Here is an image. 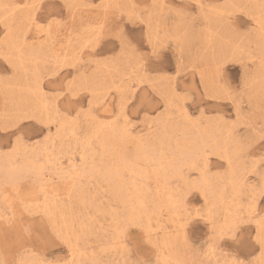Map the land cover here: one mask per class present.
<instances>
[{
	"label": "snow or ice",
	"instance_id": "snow-or-ice-1",
	"mask_svg": "<svg viewBox=\"0 0 264 264\" xmlns=\"http://www.w3.org/2000/svg\"><path fill=\"white\" fill-rule=\"evenodd\" d=\"M54 3L19 5L27 16L4 55L0 84L23 76L29 99L0 112V264H264V99L257 110L253 64L231 37L230 19L218 14L219 28L204 25L202 0H153L139 13L136 4L107 0L88 5L100 11L77 22L75 0H64L67 17ZM260 7L264 69V0ZM164 20L173 27L162 29ZM135 23L140 39L127 29ZM3 24L7 41L12 26ZM68 30L86 37L73 56L53 49L41 68L28 55ZM236 62L239 80L227 72ZM107 95L118 100L111 110ZM207 125L219 132L198 134ZM69 130L71 156L62 147ZM216 156L224 171L213 174ZM229 186L242 202L222 214ZM193 194L203 202L194 209ZM192 218L210 226L205 239L188 236ZM225 237L230 251L218 245ZM89 248L91 259L78 261ZM110 251L115 258H106Z\"/></svg>",
	"mask_w": 264,
	"mask_h": 264
},
{
	"label": "rangeland",
	"instance_id": "rangeland-1",
	"mask_svg": "<svg viewBox=\"0 0 264 264\" xmlns=\"http://www.w3.org/2000/svg\"><path fill=\"white\" fill-rule=\"evenodd\" d=\"M107 2V0H75V2L81 7L73 9V14L76 17L77 22L81 19V17L88 18L94 16L95 12L100 11L98 9H94L91 7H88V5L94 4V3H101V2ZM120 3H125L127 5L136 4L139 7L137 8V12L143 11L145 6L148 4H151L153 0H119ZM244 1V2H243ZM260 1V2H259ZM202 0V2L207 6L206 12H205V18L202 22L204 25H210L213 29L219 28V24L215 22V18L217 15L222 13L225 16V19H230L232 26H233V32L230 34L233 39L236 40L237 43L240 44L242 48L245 49L243 59L245 63H252L253 68L251 70V77H250V85L253 95V101L254 104L257 107V110H259V105L261 102V99H264V96H262V93H264V69L261 67V59H260V52H261V36L258 30V22L261 19V0ZM32 2V0H0V76H6L7 73L5 72V69L7 68V63L5 59L3 58L5 55V52H7L9 55H11V51L6 48V44L4 43L5 37H4V24L2 23L4 19H7L8 24L12 25L11 30L18 34L19 30L22 29V26L24 24V21L27 16V12H23L22 9H19V4H27ZM162 3H171L172 0H160ZM190 0H175V4H187ZM64 3V0H55V3L53 5V9L56 13L60 14L63 13L67 17L68 11L66 9L62 8V5ZM130 3V4H129ZM2 5V6H1ZM15 5V6H12ZM228 5H237V7H227L224 6ZM234 8V9H233ZM7 10V11H6ZM22 10V11H20ZM130 10V9H126ZM239 10V11H238ZM6 11V12H5ZM19 11V12H18ZM4 12V14H3ZM19 13V14H18ZM3 14V15H2ZM25 14V15H24ZM10 15V17H9ZM22 15V17H21ZM260 15V16H259ZM251 16V17H250ZM254 17V18H253ZM9 18V20H8ZM20 18V19H19ZM22 18V19H21ZM259 18V19H256ZM11 20V21H10ZM257 21V22H256ZM19 22V23H18ZM21 27V28H20ZM173 27L172 21L170 20H164L161 22V28L162 29H169ZM18 29V31H17ZM128 31H130L134 36H136L137 39L142 38L143 36V25L139 23L135 24H128L127 25ZM17 31V32H16ZM71 37L73 38L72 47L71 50L74 51L76 45L80 41L86 42V37L83 35L77 36L76 33L69 30ZM65 34V33H62ZM223 35V34H222ZM229 38L228 35H224L223 39L227 40ZM3 40V41H2ZM223 43V40H217L215 47L217 49L221 48V45ZM49 48H48V47ZM206 48L207 45H204ZM46 48V49H45ZM45 48L42 50L40 48V44L37 43L36 49L34 53H29L28 55L33 56L36 60H39L40 67L43 68L44 61L48 59V57L51 55L50 48L51 43L50 41L47 42ZM7 49V50H6ZM69 51L68 55L69 57L73 56L74 52ZM248 51H252L254 55L249 56ZM50 54H49V53ZM102 52L104 55H111V45L108 47L102 49ZM211 53H209L210 55ZM171 63L169 66H174L176 57L172 52L168 53ZM239 55V54H237ZM45 60H44V59ZM262 70V71H261ZM243 69L241 68V64L239 62L236 63H229L227 65V72L230 78L233 80H239L241 77ZM112 70L109 68H102L101 69V75L105 73H111ZM263 73V74H262ZM262 77V79H261ZM113 77L109 75V79L111 80ZM188 79L191 80V73H189ZM19 80V81H17ZM16 83V84H15ZM8 85V86H7ZM19 87V88H18ZM27 81L26 79L21 76L19 78L9 83L0 84V112H3L5 109H8L10 107L11 110L15 106L21 104L25 99L26 101L29 99L27 91ZM7 89V91H6ZM14 90V91H13ZM13 91V92H12ZM22 91V93H21ZM11 92V93H10ZM5 93V94H4ZM8 93V95H7ZM13 93V94H12ZM10 94V95H9ZM25 94V95H24ZM11 96V97H10ZM107 104L105 107H108L111 110V106L113 104H118V100L116 97L112 95H107ZM10 97V98H8ZM25 97V98H24ZM28 98V99H27ZM82 99V103L86 104V100ZM11 101V102H10ZM100 103H104V98L101 97ZM10 104V105H9ZM13 104V105H12ZM245 104H247V97L245 98ZM9 105V106H8ZM229 107H231L229 105ZM196 108L195 105H193L192 110L194 111ZM4 109V110H3ZM225 113H228V108L224 109ZM201 130V132H200ZM205 130L210 132L211 137H213L215 134L219 132V129L213 127L212 125H207L206 127H203L198 130V133L201 134ZM100 136L103 139L104 136H106L107 132L101 130ZM109 134V133H108ZM68 137V138H67ZM64 143L62 144V147L64 148V154L65 155H74L76 152V141L70 136V130L68 133L64 136ZM61 145L57 146V152L59 153ZM82 154V152H81ZM219 159L218 156L213 157L210 161L209 167L211 168V171L213 174L215 173H222L224 169L221 167V165L224 163ZM222 179V180H221ZM215 180L219 182L221 185H223L224 180L223 177H216ZM229 198V199H228ZM226 200V204L228 207V204L231 203L233 208H235L239 203H241V197L235 196V200L233 201V196H229ZM231 198V200H230ZM240 198V199H239ZM190 207L191 208H198L203 203L200 196L198 194H193L190 198ZM237 200V201H236ZM222 214H226L224 211V208H221ZM164 227H167V219H164ZM209 225L206 223L203 219H197L192 218L190 219V222L187 225V234L190 238H194L196 240H203L209 235ZM248 227V226H246ZM233 236H235V233H233ZM233 243V240L229 237H225L224 240L221 242L218 241V245L220 246L221 251H230L229 245ZM83 251V249H82ZM91 252V248L88 249L87 252L83 253V256L77 255V260L89 261L91 259L89 253ZM79 256V257H78ZM116 252L110 251V255L106 258H115Z\"/></svg>",
	"mask_w": 264,
	"mask_h": 264
},
{
	"label": "bare ground",
	"instance_id": "bare-ground-1",
	"mask_svg": "<svg viewBox=\"0 0 264 264\" xmlns=\"http://www.w3.org/2000/svg\"><path fill=\"white\" fill-rule=\"evenodd\" d=\"M103 1V0H102ZM249 1H251V0H249ZM259 1V0H258ZM105 2V1H104ZM120 2V1H119ZM127 2H128V0H127ZM244 2V1H243ZM260 2V1H259ZM162 3V2H161ZM125 4V3H124ZM130 4V3H129ZM20 5V4H19ZM2 6V5H1ZM12 6H15V5H12ZM20 9V8H19ZM234 9V8H233ZM7 11V10H6ZM5 11V12H6ZM20 11H22V10H20ZM239 11V10H238ZM19 12V11H18ZM23 12H25V10H23ZM3 14H4V12H3ZM2 14V15H3ZM19 14V13H18ZM219 14H220V11H219ZM222 14V13H221ZM25 15V14H24ZM260 16V15H259ZM9 17H10V15H9ZM21 17H22V15H21ZM251 17V16H250ZM0 18H2V16L0 17ZM23 18V17H22ZM21 18V19H22ZM254 18V17H253ZM20 19V18H19ZM256 19H259V18H256ZM5 20V19H4ZM8 20H9V18H8ZM11 21V20H10ZM257 22V21H256ZM3 23V22H2ZM19 23V22H18ZM12 26V25H11ZM23 27V26H22ZM258 27V26H257ZM21 28V27H20ZM17 31H18V29H17ZM16 31V32H17ZM11 35L7 38V41H5L4 43L6 44V48L8 49V50H10L11 51V49L15 46V40H14V37L17 35V34H15L12 30H11ZM72 35L70 34V32H69V30L65 33V34H61V36L59 37V38H57V37H53V38H51L50 40H48V41H50V43H51V48H50V52H51V50H55L57 53H59V52H63V53H65L66 55H68V53H69V51L71 50V47H72V42L74 41L73 40V38L71 37ZM3 41V40H2ZM37 43L38 44H40L39 43V41H37ZM46 46V45H45ZM48 47V46H47ZM49 48V47H48ZM6 49V50H7ZM46 49V48H45ZM72 52H74L73 50H71ZM49 53V52H48ZM50 54V53H49ZM4 58V57H3ZM44 59V58H43ZM45 60V59H44ZM262 71V70H261ZM263 74V73H262ZM264 78V77H263ZM261 79H262V77H261ZM16 81V80H15ZM17 81H19V80H17ZM16 84V83H15ZM8 86V85H7ZM19 88V87H18ZM6 91H7V89H6ZM14 91V90H13ZM12 91V92H13ZM8 92V91H7ZM11 93V92H10ZM21 93H22V91H21ZM5 94V93H4ZM13 94V93H12ZM7 95H8V93H7ZM10 95V94H9ZM25 95V94H24ZM11 97V96H10ZM10 97H8V98H10ZM108 97V96H107ZM25 98V97H24ZM28 99V98H27ZM11 102V101H10ZM24 102H27L26 101V99L22 102V103H24ZM10 105V104H9ZM8 105V106H9ZM13 105V104H12ZM8 109H10V107H8ZM4 110V109H3ZM200 132H201V130H200ZM199 134V133H198ZM101 135V134H100ZM107 135H109L108 133L106 134V136ZM200 135H204V136H208V137H211V135H210V132H208V131H206L205 132V130L200 134ZM70 136H71V131H70ZM105 137V136H104ZM68 138V137H67ZM222 162V161H221ZM222 180V179H221ZM229 196H233V197H235V196H238V194L237 193H234L233 191H232V189H231V186H229L228 188H227V190H226V192L224 193V203L221 205V208H224V211L227 213V211H228V207H227V204H226V199L229 197ZM229 199V198H228ZM240 199V198H239ZM230 200H231V198H230ZM237 201V200H236ZM164 222V219L161 221V224L164 226V224L165 223H163ZM166 228V227H165ZM163 235H164V233L163 232H161V236L163 237ZM83 256V255H82ZM79 257V256H78ZM84 257V256H83ZM83 257L81 258V259H83ZM85 261H86V259H85Z\"/></svg>",
	"mask_w": 264,
	"mask_h": 264
}]
</instances>
